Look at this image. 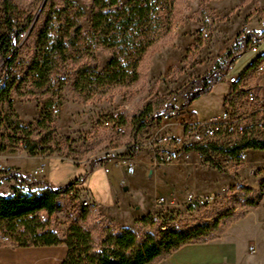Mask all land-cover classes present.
<instances>
[{"label":"rangeland","instance_id":"1","mask_svg":"<svg viewBox=\"0 0 264 264\" xmlns=\"http://www.w3.org/2000/svg\"><path fill=\"white\" fill-rule=\"evenodd\" d=\"M10 1V14L16 23L21 24L34 14L19 50L18 60L25 63L32 55L35 36L44 17L41 10L45 0ZM72 1L84 13L81 24L86 34L89 31L91 2ZM175 7L176 23L172 38L148 53L138 83L117 87L108 97L83 102L72 91L73 70L67 67L65 73L62 72L65 83L57 96H20L12 90L11 107L7 103L0 104V118L9 117L23 127L31 125V130H34L32 136L42 138L45 148L44 154L39 155L42 161H38L19 147L17 138L23 133L15 132L5 122L0 123L1 144L6 145L8 150L15 147L14 152L5 158L7 165L32 172L43 162L46 177L53 185L82 178L78 187L92 193L103 212L113 217H102L97 210L96 219L111 225L114 230L128 226L141 234L153 233L163 223L185 226L211 221L219 212L238 207L231 199L236 194L231 190L232 186L257 187L264 178V150L250 149V153L244 150L239 163L226 161L217 154L200 158L196 152L188 158L176 156L169 163L156 157V141L166 128L171 129L163 128L161 124L166 122L160 120L159 115L165 108L181 106V85L211 69L215 61L223 60L227 47L239 30H263L264 0H175ZM249 12L253 13L244 24ZM5 31V13L0 0V35ZM199 36L201 44H197ZM261 41L258 53L249 50L250 44L235 61V68H230L221 82L214 85L209 93L193 100L189 109L185 110L198 120L220 112L229 90L225 77L262 53L264 40ZM94 55L98 70L103 69L110 53L97 46ZM250 77L257 82L262 76L252 73ZM148 107L151 108L148 117L153 116L154 120L137 131L132 125V118ZM39 119L45 120V128L38 127L36 121ZM12 126L14 128L15 125ZM118 127L123 131H119ZM132 144H137L135 155L124 158ZM124 161L134 165L142 163L145 169L138 167L134 174H128ZM156 165L174 166L171 174L174 181L166 182L167 178L160 174L154 176ZM23 189L39 192L43 190V185L24 186ZM10 190L11 186L7 183L0 186V194H8ZM78 190L77 201L72 202L69 197L63 203L66 205L63 211L40 214L41 218L50 222L49 229L61 234L67 230L74 218L73 204L82 205L84 201L80 203L81 200L90 199L83 190ZM189 195H192L191 199ZM130 212L132 217L125 220ZM147 215L155 219L151 226L138 221ZM231 226V230L235 227L239 229L234 232L236 235L244 240L250 238L246 250L254 247L253 254L259 256L261 264H264V195L258 206L248 209L246 215Z\"/></svg>","mask_w":264,"mask_h":264},{"label":"trees","instance_id":"2","mask_svg":"<svg viewBox=\"0 0 264 264\" xmlns=\"http://www.w3.org/2000/svg\"><path fill=\"white\" fill-rule=\"evenodd\" d=\"M90 2L89 31L84 34L81 24L84 13L76 3L61 0L57 4L45 0L41 10L44 17L35 36L31 58L22 63L18 56L24 40L20 42L19 33L28 32L34 14L21 24L16 23L10 14L11 1L2 0L6 31L0 35L1 67L5 71L0 83V104L7 103L11 107L12 90L20 96H57L65 83L62 72L65 73L67 67L73 70L72 91L83 102L108 97L117 87L138 83L148 53L172 38L176 23L175 0ZM252 13L246 15L244 24ZM263 37L264 30H239L227 47L223 60L215 61L211 69L181 85L179 90L183 92V102L178 109H184L202 94L209 93L247 47L259 43ZM197 44H201V36L197 38ZM97 46L110 53L109 60L101 70H98L94 55ZM262 61L264 52L243 67L241 78ZM166 110L168 108L164 112ZM150 112L151 108L148 107L133 116L132 125L137 131L153 122L154 117H148ZM3 122L15 132L23 133L17 141L20 148L24 145L23 150L28 155L44 154V142L42 138L32 136L34 130H31V125L23 127L9 117L0 118V123ZM44 122V119H39L36 124L45 128ZM12 125H15L14 128ZM1 148L5 150L7 146L1 144ZM247 149L264 150V133L257 138L231 137L222 142L188 148L203 157L217 154L231 159ZM14 150L15 147H12L9 151ZM136 151V148H130L124 158L133 157ZM29 177L15 169L0 170V185L6 180L14 182L8 194H0V246L64 244L67 254L61 264H152L185 244L203 243L219 237L232 223L244 217L248 209L258 206L264 195V178L257 187L232 186L231 190L236 194L231 199L235 201V206L238 205L237 209L231 207L219 212L211 221L193 222L185 226L163 223L157 231L142 234L130 227L114 230L111 225L102 224L96 219L97 207L93 202L89 205L78 203L72 206L74 218L61 234L49 229L50 222L41 218L40 214L45 212L51 215L63 211L66 207L63 203L69 197L72 202L77 201L78 185L83 179L55 186L49 181ZM39 185H43V190L39 192L23 189L24 186L31 188ZM138 221L151 226L155 219L147 215Z\"/></svg>","mask_w":264,"mask_h":264},{"label":"built area","instance_id":"3","mask_svg":"<svg viewBox=\"0 0 264 264\" xmlns=\"http://www.w3.org/2000/svg\"><path fill=\"white\" fill-rule=\"evenodd\" d=\"M264 30V22H262ZM27 31L19 33V40H25ZM260 43V42H259ZM259 43H252L249 50L258 53ZM2 63V61H1ZM0 63V83L3 80L5 71ZM264 73V61L255 68L254 74L260 76ZM229 85L228 93L223 101V108L220 112L210 115L207 119L198 120L188 113L185 108H169L160 115V120L171 126L178 125L180 133H174L172 129L166 128L156 141L158 152L156 157H160L163 162H171L176 156L188 158L192 152L188 148L194 145L207 144L215 141L229 140L231 137H244L246 139L257 138L264 133V100L257 94L256 88L250 84L246 78H241L240 73H231L226 77ZM119 131H123L118 127ZM132 148H137V144H132ZM24 145H22V149ZM201 158L200 153L196 152ZM242 152L235 159L223 157L230 162L242 160ZM128 172H133V164L124 161ZM44 168L43 162L32 172L33 176L41 174ZM73 196V193L71 194ZM189 199L192 195L188 196ZM88 201V200H81ZM162 199L158 200L160 203ZM75 206V204H73ZM250 252H254L253 247H249Z\"/></svg>","mask_w":264,"mask_h":264},{"label":"crops","instance_id":"4","mask_svg":"<svg viewBox=\"0 0 264 264\" xmlns=\"http://www.w3.org/2000/svg\"><path fill=\"white\" fill-rule=\"evenodd\" d=\"M263 52L264 51H262V53ZM245 65L239 67L237 71H235L234 73H240V71L243 69ZM231 68L232 69L235 68V65H233ZM252 73L254 72L250 71L245 76V78L250 84H252L256 88L258 96H260V98L264 100V73L261 74L262 77H260V80L257 82L251 80L250 75ZM225 82H226V77H225ZM190 106L191 103L187 107H185V109H189ZM161 125L163 126V128L170 127L172 131L176 134L181 132V128L178 125L171 126L170 124L168 123L166 124L164 122ZM246 151L250 153V149H247ZM12 153L13 152L9 151L8 149L3 150L1 148V141H0V170L15 169L18 170L21 174H28L30 176L29 177L30 179L32 178L36 180H43L50 182V180L46 177L47 172L45 170L41 171V174L43 175L41 178L32 176L31 173L38 165L35 168H33L32 172L23 171L22 169H20V167H17L15 165L12 166L7 165V163L5 162V158H8L9 154ZM35 158L38 159V161H42L39 155H36ZM140 165H142V163L139 162H137V164L135 165L133 164L134 166L133 172H128L126 168V173L134 174L138 167H141L142 170H144L145 167L143 165L142 166ZM173 170H174V166L172 165H163V166L156 165L154 167V176H158L160 174L163 175L165 178H167L166 182H172L174 181L171 178V174ZM195 181L196 180L193 181L194 184ZM3 183H7L10 186L14 184L12 180L3 181L1 185ZM63 184L64 183H61L55 186H61ZM78 189H80V191L83 190L86 194L89 195L90 199L88 201L90 203L93 202L96 205L97 210L100 213V215H102V217L105 218L112 217L107 215L105 212H103L102 208L95 200L93 194L90 193L86 188L78 187ZM131 217H132V212H130L127 219L125 220H129ZM231 225L219 237L215 239L203 243L185 244L152 264H261V260L259 256L254 255L253 253L251 254L249 248L248 250H246L247 249L246 244L248 243L250 238H246L244 240L243 237H241L240 235H236L234 232L239 229H237V227L234 226L235 227L234 230H231L233 229L231 228L232 227ZM66 254H67V247L64 244L27 246V247L13 246L11 244H6L0 246V264H61V262L65 259Z\"/></svg>","mask_w":264,"mask_h":264},{"label":"bare ground","instance_id":"5","mask_svg":"<svg viewBox=\"0 0 264 264\" xmlns=\"http://www.w3.org/2000/svg\"><path fill=\"white\" fill-rule=\"evenodd\" d=\"M258 68V67H257ZM90 204V202L89 201H84L83 203H82V205H89Z\"/></svg>","mask_w":264,"mask_h":264}]
</instances>
